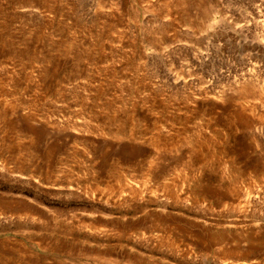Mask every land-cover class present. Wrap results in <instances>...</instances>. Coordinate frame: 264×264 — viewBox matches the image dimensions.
Segmentation results:
<instances>
[{
    "label": "rangeland",
    "instance_id": "374dc122",
    "mask_svg": "<svg viewBox=\"0 0 264 264\" xmlns=\"http://www.w3.org/2000/svg\"><path fill=\"white\" fill-rule=\"evenodd\" d=\"M0 264H264V0H0Z\"/></svg>",
    "mask_w": 264,
    "mask_h": 264
},
{
    "label": "bare ground",
    "instance_id": "6f19581e",
    "mask_svg": "<svg viewBox=\"0 0 264 264\" xmlns=\"http://www.w3.org/2000/svg\"><path fill=\"white\" fill-rule=\"evenodd\" d=\"M251 75H252V74H251ZM249 77H251V76H249ZM250 81H251V80H250ZM251 83H252V82H251ZM248 195H249V193H248ZM246 196H247V195H246ZM248 197H250V196H248ZM246 199H247V198H246ZM246 199H245V200H246ZM248 199H249V198H248Z\"/></svg>",
    "mask_w": 264,
    "mask_h": 264
}]
</instances>
